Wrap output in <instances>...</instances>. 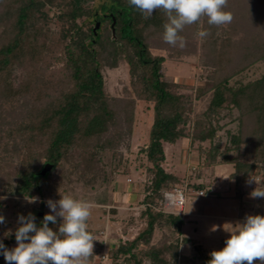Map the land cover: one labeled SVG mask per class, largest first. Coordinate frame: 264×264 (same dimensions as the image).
Returning a JSON list of instances; mask_svg holds the SVG:
<instances>
[{"label":"trees","instance_id":"trees-1","mask_svg":"<svg viewBox=\"0 0 264 264\" xmlns=\"http://www.w3.org/2000/svg\"><path fill=\"white\" fill-rule=\"evenodd\" d=\"M94 1L0 0V106L8 109L18 103L25 113L23 119H8L5 129H0V149L3 141L10 143L8 148L12 146L18 158L13 191L21 197L42 195L66 162L75 172L81 170L83 178L97 177L101 174L99 151L121 142L120 128L132 135L137 101L143 102L154 115L143 148L147 206L141 215L146 224L133 239L114 247L112 264H145L147 259L151 264H188L198 259L207 264L209 253L192 257L181 253L192 242L183 234V215L157 207L163 190H173L182 182L179 174L164 165V142L176 143L186 136L192 143L210 141L207 164H234L233 188L242 206L243 182L253 170L264 168V72L253 79L234 77L264 63V0L259 4L228 0L243 14L228 24L230 30L221 39L222 28L209 25L207 17L180 33L186 40L207 30L210 35L205 41L220 63L221 75L209 88L208 106L194 117L193 96L177 91L179 83L167 80L162 71L165 56L151 51V39L166 44L164 11L145 18L128 0H103L98 6ZM239 32L244 41L235 37ZM121 61L127 63L131 87L124 97H114L106 88L103 68L117 67ZM205 95L202 90L196 97ZM235 110L239 128L230 133L222 149L216 140L219 119L222 112L231 116ZM234 151L236 155L231 156ZM48 163L52 166L44 173ZM255 215L264 216V198H259ZM42 220L35 222L37 226ZM60 222L57 219V225ZM57 225L49 227L56 231ZM157 227L167 228L173 240L152 243ZM16 229L0 239L9 249L16 243ZM226 239L214 250L222 249ZM0 264H7L2 254ZM87 264H94L93 256Z\"/></svg>","mask_w":264,"mask_h":264},{"label":"rangeland","instance_id":"rangeland-1","mask_svg":"<svg viewBox=\"0 0 264 264\" xmlns=\"http://www.w3.org/2000/svg\"><path fill=\"white\" fill-rule=\"evenodd\" d=\"M103 0L94 1V5L98 6ZM245 1V0H244ZM261 0H246V3H257ZM245 3L244 9L248 4ZM228 2L226 11L235 13L233 15V22H237L238 10H234L233 3ZM236 11V12H234ZM243 14V13H242ZM238 19V20H237ZM200 24V22H199ZM232 24V23H231ZM230 25V24H229ZM55 27V25L53 26ZM220 39L226 36L230 28L227 25H221ZM224 30V31H223ZM201 31V30H200ZM199 32V31H198ZM198 32L194 36L186 39V46L184 48L174 47L169 44L162 45L157 39H151V51L154 54H162L165 56V62L162 66V71L165 78L169 81H177L179 85L176 87L177 91L190 93L194 98V110L192 116L203 111L210 101V86L215 79L221 75L219 71V64L215 59V50L209 47L205 38H200ZM235 37L244 41L245 36L239 32ZM236 56V53L233 54ZM264 72V63H257L250 67L243 73L235 75V79L242 78L244 80L258 77ZM104 80L108 93L114 97H124L126 89L131 87L129 69L127 63L121 61L117 67L105 66L103 68ZM206 91V95L202 98L196 97L200 91ZM136 118L133 125V133L131 136L125 135V129L122 131L123 139L116 144L114 148H106L100 150L98 157L101 161L98 164L101 174L93 177L83 178L81 170L74 171V168L67 162L64 166L57 170L51 179L50 188L42 195L34 197L17 196L13 191L15 182V170L18 163L17 155L8 148L11 144L3 141L2 148L7 147V152L0 151V215L5 217V223L0 224V239L4 238L9 231L18 227V215L27 216L29 213L35 215V222L43 219L46 213H50L46 201L51 199L53 201L59 200L61 195L68 194L76 199L88 201L92 204L91 216L88 223V230L96 239L93 242V263L94 264H112L113 255L112 250L120 241L133 239L142 227L146 224V219L142 217V211L146 208L147 203L144 198L147 191L144 190L146 182V167L145 155L143 148L147 145L149 140V128L153 123V110L147 107L143 102L137 101ZM237 111H233V115H226L225 111L219 119L220 128H218L216 140H220L222 149L230 141V133H236L239 128V119L236 116ZM25 113L20 104L9 106L8 109L0 106V129H5L8 119L10 122L15 119H23ZM9 122V121H8ZM124 126V125H123ZM193 126L192 121L187 125L191 130ZM3 131H0V136ZM191 137H182L176 143L164 142V149L166 153L165 167L169 171H174L182 178L180 186L188 189V203L187 210L189 219H194L193 212L195 205L204 203V200L209 198H218L222 196V192L232 191L235 197H231L234 202L239 203L240 200L236 197L235 189L231 188L230 180H232L231 173L235 171L233 163L208 165L207 151L210 148V141L203 143L191 142ZM1 140V139H0ZM0 149V150H1ZM4 153L2 155L1 153ZM236 152H232L231 156H235ZM3 158V161L1 159ZM264 166V164H263ZM233 182V180H232ZM231 182V183H232ZM204 183L205 188L198 189L193 184ZM264 189V168L253 170L246 181L243 182L244 197L242 206L240 207V216L255 215L259 205V198H251L250 193L256 188ZM200 190L204 192L210 191L206 197H201L198 194ZM234 190V191H233ZM31 198H38V202L29 203ZM226 198V197H222ZM231 198H226L224 201L229 202L231 209L237 206L233 203ZM221 199V198H220ZM215 204L207 205V207L200 208L205 212L211 214H218L223 209L221 200ZM223 201V202H224ZM192 204V205H191ZM158 208L160 202L158 201ZM42 216V217H41ZM184 218L188 216L183 215ZM60 221L61 219L58 218ZM243 221L220 220L213 219L207 221L209 227H214L217 232H220L221 237H229L233 227L237 223ZM171 232L167 228L157 227L154 231L152 243L160 244L166 240H173L170 237ZM184 234V233H183ZM169 235V236H168ZM185 235V234H184ZM186 236V235H185ZM168 237V238H167ZM167 238V239H166ZM198 239V240H196ZM195 241L188 245H184L181 249L182 254L189 256H201L210 254L215 248L222 244V239L212 236H195ZM16 243L11 244V248L15 247ZM106 254L107 257H103ZM145 264H151L147 259ZM169 264H175L170 262ZM188 264H200L198 262H189ZM253 264H261L256 260Z\"/></svg>","mask_w":264,"mask_h":264},{"label":"clouds","instance_id":"clouds-1","mask_svg":"<svg viewBox=\"0 0 264 264\" xmlns=\"http://www.w3.org/2000/svg\"><path fill=\"white\" fill-rule=\"evenodd\" d=\"M128 3L145 18L151 17L156 10H163L167 16L163 40L181 49L186 46L185 38L180 35L185 26L197 23L202 17H207V23L214 26L231 24L234 18L225 10L228 0H128ZM209 35L207 30L198 32L200 38ZM59 195V200L46 201L50 213L44 215L40 226L35 223L34 214L18 215L16 246L9 249L0 242V254L7 264H87L93 256L96 240L88 231L87 223L92 204L68 194ZM250 197L264 198V189L256 187ZM168 199L173 206L184 202L182 197ZM36 202L38 198L29 200V203ZM58 218L61 222L57 225ZM4 223L5 217L0 215V224ZM50 223L57 225L58 230L49 227ZM228 232L230 236L225 246L213 250L207 264H253L256 260L264 264V216L247 215Z\"/></svg>","mask_w":264,"mask_h":264},{"label":"crops","instance_id":"crops-1","mask_svg":"<svg viewBox=\"0 0 264 264\" xmlns=\"http://www.w3.org/2000/svg\"><path fill=\"white\" fill-rule=\"evenodd\" d=\"M232 180H230V186L231 188H233V182ZM234 189V188H233ZM234 191V190H233ZM207 192V194L210 192V191H205ZM201 195V197H206V195ZM222 196H218V198H209L207 200H204L205 202L204 203H200L197 205H195V209H199L198 211L196 210L195 212H193V217L194 219H189V215L188 214V210H187V203H186V206H185V214L188 216L187 218H185V224L183 226V233L189 237L192 242L195 241L194 238L195 236H200V237H204V236H212L214 235V237H218L219 240L223 239V238H229V237H221V233L220 232H217V229H215L214 227H209L206 222L211 219H220V220H225V221H228V220H233V221H244V217H241L240 216V207H239V203L237 202H234L233 201V197L234 196V193H232V191L229 192H222L221 193ZM222 197H226V198H231V200L233 201L234 204L238 205L237 206V209H236V206L234 207V209H231L228 205L229 202L227 201H224L226 198H222ZM221 198V199H220ZM221 200V203L224 205L223 206V209L220 210V212H218V214H211V213H208V212H205L203 209V207H207V205H212V204H216L218 202V200ZM224 201V202H223ZM197 207V208H196ZM200 208H202L200 210ZM198 240V239H196ZM191 242V243H192ZM190 244V243H189Z\"/></svg>","mask_w":264,"mask_h":264},{"label":"built area","instance_id":"built-area-1","mask_svg":"<svg viewBox=\"0 0 264 264\" xmlns=\"http://www.w3.org/2000/svg\"><path fill=\"white\" fill-rule=\"evenodd\" d=\"M204 193L205 192L203 190H200L198 192L199 195H204ZM162 194L163 196L161 197L159 202H160V206L164 210L181 215L185 214V206L189 195L188 189L186 187L184 188L183 186H177L173 190H163ZM169 197H176V198L182 197L184 202L182 204L178 203L175 206H173L170 200L168 199ZM103 257H107L106 254H104Z\"/></svg>","mask_w":264,"mask_h":264},{"label":"water","instance_id":"water-1","mask_svg":"<svg viewBox=\"0 0 264 264\" xmlns=\"http://www.w3.org/2000/svg\"><path fill=\"white\" fill-rule=\"evenodd\" d=\"M51 166H52V165H51L50 163H48V164L46 165V167H45V169H44L43 172L45 173V172L49 171L50 168H51Z\"/></svg>","mask_w":264,"mask_h":264}]
</instances>
